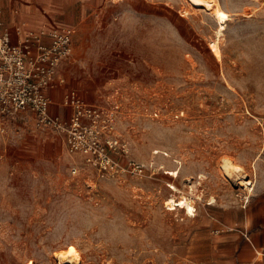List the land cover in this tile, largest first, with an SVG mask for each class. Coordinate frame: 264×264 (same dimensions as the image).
Masks as SVG:
<instances>
[{
  "label": "rangeland",
  "instance_id": "obj_1",
  "mask_svg": "<svg viewBox=\"0 0 264 264\" xmlns=\"http://www.w3.org/2000/svg\"><path fill=\"white\" fill-rule=\"evenodd\" d=\"M219 1L232 14L221 62L213 19L185 0H0L11 41V16L25 11L54 15L57 36L72 30L55 97L73 89L114 112L103 137L127 149L101 175L34 116L4 117L0 264H58L54 250L70 244L82 264H239L245 211L264 203V0ZM225 161L252 182L249 200ZM181 197L195 217L167 209Z\"/></svg>",
  "mask_w": 264,
  "mask_h": 264
},
{
  "label": "built area",
  "instance_id": "obj_2",
  "mask_svg": "<svg viewBox=\"0 0 264 264\" xmlns=\"http://www.w3.org/2000/svg\"><path fill=\"white\" fill-rule=\"evenodd\" d=\"M72 33L67 31L54 36L56 40L48 47L41 45L38 39L19 43L11 41L0 15V121L14 114L34 116L37 126L65 137L71 157L82 158L85 164L104 175L114 168L111 151L119 149L127 153L126 145L103 137V132L112 130L114 112L86 103L76 90L67 88L60 106L68 109L69 115L63 118L50 113L54 103L48 93L65 86L59 69L72 54ZM71 172L75 174L77 170ZM167 209L170 211L169 207ZM195 212V208L191 215L185 211L189 217H194ZM243 236L248 239L246 233Z\"/></svg>",
  "mask_w": 264,
  "mask_h": 264
},
{
  "label": "crops",
  "instance_id": "obj_3",
  "mask_svg": "<svg viewBox=\"0 0 264 264\" xmlns=\"http://www.w3.org/2000/svg\"><path fill=\"white\" fill-rule=\"evenodd\" d=\"M81 2H85L86 0H80ZM45 12L42 11H35L33 13H27L26 11L22 14H17L11 16V21L13 27H18V29L21 31V35H23V39L27 40L31 37H34L35 39H38V42L43 46H50L53 41H51L50 37L45 36L50 29L55 30H61L54 22H51L54 20V15L52 17L45 16ZM55 25V26H54ZM45 29V31H43ZM41 30V31H40ZM16 39V37H15ZM43 39V41H41ZM19 43L24 41H17ZM36 42V41H32ZM61 69V66H60ZM59 69V71H61ZM57 90H52L48 93L49 97L52 98L54 105L50 107V113L53 115H57L60 117L68 116L70 111L68 109H64L60 106V100L57 101V97L55 95L57 94ZM62 99V98H61ZM246 213L248 214V224L245 226L244 218L246 216ZM245 216L242 221V226L244 227V231L241 233L240 238L241 241L244 243V250L240 251V257H238V262L241 264V260L243 261V264H255L253 262L254 257L258 259H263L264 256H258V252L264 253V203L260 204L258 207L256 205L251 206L250 211H245ZM234 222V221H233ZM235 225V222H234ZM256 227H262L263 229H260L259 232L252 233V230ZM231 231V229H228ZM243 233L247 234L248 239L244 238ZM222 238L224 240H230L232 236L230 235H223ZM264 262V260H263ZM262 262V263H263ZM261 264V263H260Z\"/></svg>",
  "mask_w": 264,
  "mask_h": 264
},
{
  "label": "bare ground",
  "instance_id": "obj_4",
  "mask_svg": "<svg viewBox=\"0 0 264 264\" xmlns=\"http://www.w3.org/2000/svg\"><path fill=\"white\" fill-rule=\"evenodd\" d=\"M185 1L193 9V12L196 10H198V11L202 10L204 13H206L208 16H210L213 19V21L216 25L215 36H214L213 40L208 43V47H209L212 55L216 59V61L221 62L222 61V53H221V48H220V44H221L220 38L223 36V34L225 32L227 25H228V22L231 20L232 14L229 13L228 11H226L222 7L219 0H185ZM43 31L47 32L45 29H43ZM67 31L72 33V30H67ZM49 34L51 36H57V34L55 32L49 33ZM15 37L17 38L16 41H23L24 40L23 35H21V33H19V35L15 36ZM228 86L231 88L230 85H228ZM262 148H263V146H262ZM260 152H262V151H260ZM257 159H258V157H256V159L251 164L252 171L255 172V174H257L256 173V166H258V165L255 166L256 161H258ZM221 169L223 170L224 174L227 177H230L233 175L239 177L241 187H244L249 193V195H248V200H249L250 197L252 196L251 193L253 191V187H252V182H246L247 176H245L243 174V172H244L243 169L240 166L234 165L232 162H229V161H225V163L221 166ZM209 201L210 202L207 205H211V204L215 203L216 200L214 198H211ZM174 206H177V209H182V210L186 211V213L190 214V215L194 209L192 202L189 201L187 198H183V197L179 198L177 201L174 200L173 198L170 199L169 202L167 203V207H169L170 210L174 211L176 209ZM194 217H195V215H194ZM75 248L70 244V246H68L66 249L64 248L65 250H61V251H57V252H55V250H54V253L52 254L51 259H54V261H57L58 264H82V259H81L79 253L77 252V250ZM257 255L258 256H264V253L258 252ZM31 260L29 262H27V264H34ZM253 262L255 264L262 263V262L258 261L255 257H254Z\"/></svg>",
  "mask_w": 264,
  "mask_h": 264
}]
</instances>
